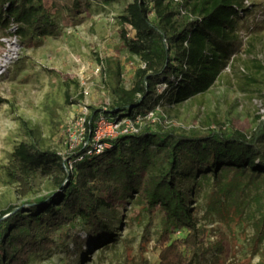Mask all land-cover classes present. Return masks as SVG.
I'll return each mask as SVG.
<instances>
[{
	"label": "trees",
	"instance_id": "trees-1",
	"mask_svg": "<svg viewBox=\"0 0 264 264\" xmlns=\"http://www.w3.org/2000/svg\"><path fill=\"white\" fill-rule=\"evenodd\" d=\"M93 1L109 6L118 0H72L71 9L81 15ZM150 3L133 0L121 16V40L143 67L130 89L114 88L112 110H93L85 118L83 141L67 155L41 149L31 130V143L11 154L7 175L12 182L29 185L53 176L60 190L0 211V264H30L32 256L56 248L54 233L67 227L64 243L106 245L117 234L102 209L127 199H136L149 217L142 243L150 241V229L161 215L159 264H197L206 252L209 230L199 222L189 184L212 179L219 187L224 176H230L231 184L246 175L252 181L264 177L263 116L249 134L217 124L206 135L158 128L146 118L160 103L205 93L235 59L242 48L236 32L247 11L244 0H199L186 12L183 1ZM13 27L11 33L23 45L62 34L46 0H0V28ZM161 83L166 89L159 93ZM101 114L112 121L140 117L149 126L104 140L109 147L89 154ZM101 192L110 202L97 195ZM77 221L84 227L80 234L75 232ZM177 230H185L186 236L173 239Z\"/></svg>",
	"mask_w": 264,
	"mask_h": 264
},
{
	"label": "rangeland",
	"instance_id": "rangeland-1",
	"mask_svg": "<svg viewBox=\"0 0 264 264\" xmlns=\"http://www.w3.org/2000/svg\"><path fill=\"white\" fill-rule=\"evenodd\" d=\"M176 1L185 3L186 12L199 0ZM144 2L151 4V0ZM71 3L46 0L62 30L59 37L23 45L11 28H0V211L60 190L53 176L29 185L8 177L11 154L21 144L31 143L28 130L34 132L41 149L71 153L82 120L95 109L112 110L114 88L130 89L136 71L143 67L121 40V16L133 0L109 6L93 1L81 15L72 11ZM244 8L236 32L242 48L235 59L205 93L160 103L152 125L199 135L208 134L217 124L247 134L256 127L258 116H264V0H244ZM164 89L163 83L157 86L159 93ZM147 123L141 121L140 130ZM200 180L189 185L199 222L209 234L206 252L197 264H264V177L252 181L246 175L231 184L230 176H224L219 187L212 185V179ZM97 195L110 202L107 193ZM102 214L117 234L106 243L108 247L84 241L76 245L72 239L64 243L67 227L54 233L57 247L32 256L30 264H159L161 215L150 229V241L142 243L149 217L136 199L103 208ZM82 229L77 221L76 234ZM186 234L177 230L172 238Z\"/></svg>",
	"mask_w": 264,
	"mask_h": 264
},
{
	"label": "built area",
	"instance_id": "built-area-1",
	"mask_svg": "<svg viewBox=\"0 0 264 264\" xmlns=\"http://www.w3.org/2000/svg\"><path fill=\"white\" fill-rule=\"evenodd\" d=\"M13 32L16 31V27L12 28ZM17 37V36H16ZM155 113L151 112L146 118L148 120H153ZM264 118V116H263ZM141 121L140 117H137L135 120L128 118H122L119 121H112L107 119L105 116H100L95 128V136L93 137L92 148L89 151V154L95 152L99 154L103 151L104 147H109V144H102L101 142L107 139H113L119 135L127 134H138L141 132ZM85 120H82L80 138L74 142L73 148L79 145L85 137ZM79 161L82 158L78 159ZM72 167V166H71Z\"/></svg>",
	"mask_w": 264,
	"mask_h": 264
}]
</instances>
